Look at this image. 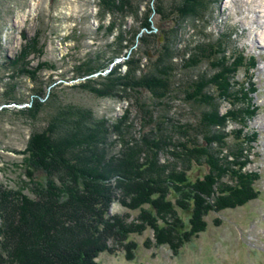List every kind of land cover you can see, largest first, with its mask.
Here are the masks:
<instances>
[{"label":"rangeland","instance_id":"374dc122","mask_svg":"<svg viewBox=\"0 0 264 264\" xmlns=\"http://www.w3.org/2000/svg\"><path fill=\"white\" fill-rule=\"evenodd\" d=\"M135 2L140 5L137 7ZM148 2L131 0L132 10L126 8L124 14L106 12L99 0H0V187H23L24 193L33 195L24 163L29 140L35 131L48 126L51 115L62 112L72 122L73 112L78 111L75 107L88 108L95 120H106L101 145L109 157L125 150V141L133 148L141 145L143 149V137L151 141L169 135L170 144H178L185 141L186 134L188 141L201 142L203 131L197 128L198 119L206 103L197 107L187 100L185 93L189 81L203 77L207 82L203 92L213 105L209 107L207 103L205 107L211 122L205 128L211 133L225 134L221 151L217 139H210L207 150L216 154L218 165L228 171L225 176L231 177L227 178L229 181L234 178L232 171L254 175L255 197L233 208L213 207L204 217L207 224L203 231L192 234L176 252L168 245L151 241L153 231L147 228L142 234H130L139 245L132 258L125 257L118 245L108 243L112 251L101 253L96 261L264 264V0H204L206 7L196 19L170 17L168 34L156 27L152 32L139 29ZM162 4L167 6L168 0ZM150 19L153 25L159 22L153 12ZM137 29L140 32L136 33ZM147 31L155 36L142 45L140 39ZM120 32L122 42L118 39ZM166 41L174 66L170 91L156 98L147 89L139 91L135 86H125L127 60L132 54L141 58V71L137 73L140 77L151 70L157 50ZM199 44H213L211 53L230 67L220 89L209 80L217 73L213 66L217 60L212 66L206 59L195 67L184 66V58ZM105 77L112 79L113 95H96L89 86L84 87L91 84L99 88ZM37 97L44 104L38 115L21 113L33 109ZM122 117L126 120L118 133L113 126ZM172 146L154 147L155 155L147 147L138 158L154 155L161 168L174 162L173 168L195 169L201 176L208 171L203 159L185 164L181 157L176 158L171 154ZM140 159L139 162L144 161ZM235 161L244 162L242 170L233 167ZM162 171L161 175L167 172L163 168ZM116 175L107 180L115 189H111L113 199L104 214L108 219L120 215L128 223L134 222L139 211H130L121 203L125 202V194L117 190L121 182L115 184L119 179ZM216 195L217 189L212 195L203 196V200L213 203ZM125 200L128 202L129 197Z\"/></svg>","mask_w":264,"mask_h":264},{"label":"trees","instance_id":"16d2710c","mask_svg":"<svg viewBox=\"0 0 264 264\" xmlns=\"http://www.w3.org/2000/svg\"><path fill=\"white\" fill-rule=\"evenodd\" d=\"M99 1L109 13L115 10L125 14L126 8L132 10L131 0ZM148 1L152 5L148 2L139 29L145 28L152 32L156 27L166 34L170 32L167 22L171 18L191 16L196 19L206 7L204 0H168L167 6L162 4L163 0ZM136 4L137 7L140 5L138 2ZM136 10L139 11V8ZM152 12L161 24L158 22L153 25L150 19ZM151 36L155 34L148 31L144 33L140 39L142 45H147ZM118 39H123L121 32ZM165 44L169 42L166 41L157 50L151 70L141 73L140 77L137 73L141 71V58L133 53L127 60L128 68L124 74L127 82L123 84L135 86L139 91L147 89L156 98L165 96L170 91V75L174 69L171 48ZM212 48L213 44H199L195 51L184 58V66L195 67L204 59L212 66L214 60H219L217 55L211 53ZM213 66L217 68V73L209 80L213 86L223 87L222 80H226L225 74L230 67L221 61ZM105 78V82L99 83V88L91 84L84 87L89 86V90L96 95H110L114 85L111 77ZM205 83L203 77L187 83L186 98L197 107L205 103L213 107L203 92ZM37 96L40 97V93ZM38 97L33 109L21 113L38 115L44 105ZM205 107L200 112L197 127L203 131L201 142L194 139L188 141L186 134L185 141L178 144H170L167 140V137L171 138L169 135L165 138L157 136L151 141L143 137V149L141 145L133 148L125 141L127 148L121 149L119 155L110 157L101 145L105 140L106 120H95L92 112L83 107L73 108L78 111L73 112L76 118L72 122L68 121L65 113L51 115L48 126L33 133L25 150L24 163L33 195L24 193L23 187H0V264H100L96 261L98 256L112 251L108 243L118 245L125 257L132 258L139 245L131 239L130 234H142L147 228L153 231L151 241L168 245L176 252L192 234L203 231L207 224L204 217L213 207L216 210L233 208L255 197L253 181L256 177L245 174L242 170L244 162H233V167L238 166L243 174L232 171L234 178L229 181L227 178L230 176H225L228 171L218 165L216 154L212 150L208 152V143L213 139H217L221 151L225 134L211 133L209 128H205L210 122ZM126 117L118 119L113 130L121 132ZM219 123L216 121V124ZM166 145H173L171 154L176 158L181 157L185 164L203 159L208 171L201 176L195 169L177 170L173 168L175 163L169 162L163 165L162 168L167 172L161 175L163 171L157 164L153 148ZM147 147L154 155L149 157L145 154V159L138 158L139 153ZM232 156L237 158V155ZM139 159L144 161L139 162ZM115 174L119 178L115 184L121 182L117 190L125 194V202L122 200L121 203L130 211H139L138 221L136 219L128 223L120 215L108 219L104 214L109 201L113 199L112 190L115 189L107 184V180ZM215 189L217 195L213 203L204 201L203 196L212 195ZM126 197H129L128 202Z\"/></svg>","mask_w":264,"mask_h":264},{"label":"bare ground","instance_id":"6f19581e","mask_svg":"<svg viewBox=\"0 0 264 264\" xmlns=\"http://www.w3.org/2000/svg\"><path fill=\"white\" fill-rule=\"evenodd\" d=\"M252 1H253V0H252ZM257 16H259V15L257 14ZM254 20L257 21L256 19H254ZM102 23H103V22H102ZM106 25H107V24H106ZM142 29H143V28H142ZM139 32H140V31H139ZM115 56H116V55H115ZM116 62H117V61H116ZM113 66H114V65H113ZM38 83H39V82H38ZM253 86H254V85H253ZM45 105H46V104H45ZM87 109H88V108H87ZM41 110H42V109H41ZM22 111H23V110H22ZM87 112H88V111H87ZM49 120H50V119H49ZM65 120H66V119H65ZM70 121H71V120H70ZM48 122H49V121H48ZM65 122H66V121H65ZM65 122H64V123H65ZM86 122H87V121H86ZM64 123H63V124H64ZM69 124H70V123H69ZM64 125H65V124H64ZM87 125H88V124H87ZM66 126H68V125H66ZM108 126H109V125H108ZM59 127H60V126H59ZM109 128H110V127H109ZM109 128H108V129H109ZM61 130H62V129H61ZM65 130H66V129H65ZM70 131H71V130H70ZM55 137H56V136H55ZM55 139H56V138H55ZM57 140H58V139H57ZM51 144H52V143H51ZM76 153H77V152H76ZM73 160H74V159H73ZM74 161H75V160H74Z\"/></svg>","mask_w":264,"mask_h":264}]
</instances>
